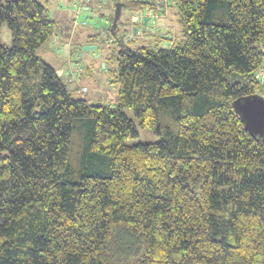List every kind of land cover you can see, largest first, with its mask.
<instances>
[{
  "label": "trees",
  "instance_id": "obj_1",
  "mask_svg": "<svg viewBox=\"0 0 264 264\" xmlns=\"http://www.w3.org/2000/svg\"><path fill=\"white\" fill-rule=\"evenodd\" d=\"M173 3L177 40L136 46L109 21V107L36 56L57 30L37 0H0V264H264V139L232 107L264 98V0ZM124 109L160 140L125 144Z\"/></svg>",
  "mask_w": 264,
  "mask_h": 264
},
{
  "label": "rangeland",
  "instance_id": "obj_2",
  "mask_svg": "<svg viewBox=\"0 0 264 264\" xmlns=\"http://www.w3.org/2000/svg\"><path fill=\"white\" fill-rule=\"evenodd\" d=\"M37 1L45 9L47 16L56 22L57 30L49 41L35 51L36 56L57 72L73 98L114 107L118 86L109 73L115 66L107 61V57L115 52L111 45L109 47L104 42V31L113 19L114 6L119 1L92 0L87 12L83 9L91 0ZM173 1L160 0L158 13L140 11L141 14L150 15L146 24L142 20L133 24L132 13L123 8L117 22L119 34L122 36L126 32L123 37L127 41H134L136 46L154 45V41L160 37L180 39L183 26L173 7ZM133 27L139 31L137 35ZM0 42L7 47L11 46V33L6 23L0 26ZM85 47L95 49L85 50ZM235 78L232 76L229 82L233 83ZM83 88L85 91L81 92ZM123 113L137 130V137L127 140L125 144H147L160 140L161 137L152 130L139 126L131 109H124Z\"/></svg>",
  "mask_w": 264,
  "mask_h": 264
},
{
  "label": "water",
  "instance_id": "obj_3",
  "mask_svg": "<svg viewBox=\"0 0 264 264\" xmlns=\"http://www.w3.org/2000/svg\"><path fill=\"white\" fill-rule=\"evenodd\" d=\"M122 4L118 2L114 6V15L111 22V29L115 28L121 15ZM147 18L143 23L146 24ZM134 33L137 29L133 28ZM95 47H85V50ZM234 111L238 114L244 129L259 140L264 139V98L259 94H251L236 98L232 102Z\"/></svg>",
  "mask_w": 264,
  "mask_h": 264
},
{
  "label": "built area",
  "instance_id": "obj_4",
  "mask_svg": "<svg viewBox=\"0 0 264 264\" xmlns=\"http://www.w3.org/2000/svg\"><path fill=\"white\" fill-rule=\"evenodd\" d=\"M140 12H135V15L132 17V22H136L137 20L138 21H143V18L144 17H148L149 18V14L148 13H144V14H139ZM264 77V75L262 73H258L256 78L257 79H262ZM85 91V88L81 89V92H84Z\"/></svg>",
  "mask_w": 264,
  "mask_h": 264
},
{
  "label": "crops",
  "instance_id": "obj_5",
  "mask_svg": "<svg viewBox=\"0 0 264 264\" xmlns=\"http://www.w3.org/2000/svg\"><path fill=\"white\" fill-rule=\"evenodd\" d=\"M91 3H92V0H91V2H88V4H85V6H84V9H83V11H88V8H90V6H91ZM107 21H109L108 19H107ZM74 25H75V23H74ZM139 33V31L137 30L136 31V35Z\"/></svg>",
  "mask_w": 264,
  "mask_h": 264
}]
</instances>
